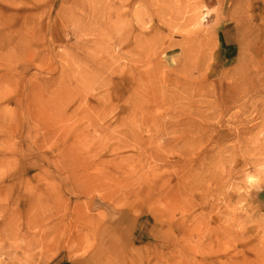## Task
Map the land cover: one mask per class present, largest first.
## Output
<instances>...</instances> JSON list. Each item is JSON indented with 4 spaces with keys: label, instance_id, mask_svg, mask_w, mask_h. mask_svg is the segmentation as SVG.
<instances>
[{
    "label": "rangeland",
    "instance_id": "374dc122",
    "mask_svg": "<svg viewBox=\"0 0 264 264\" xmlns=\"http://www.w3.org/2000/svg\"><path fill=\"white\" fill-rule=\"evenodd\" d=\"M264 0H0V264H264Z\"/></svg>",
    "mask_w": 264,
    "mask_h": 264
},
{
    "label": "crops",
    "instance_id": "0c3cea01",
    "mask_svg": "<svg viewBox=\"0 0 264 264\" xmlns=\"http://www.w3.org/2000/svg\"><path fill=\"white\" fill-rule=\"evenodd\" d=\"M260 200L262 201V202H264V192H262L261 194H260Z\"/></svg>",
    "mask_w": 264,
    "mask_h": 264
}]
</instances>
